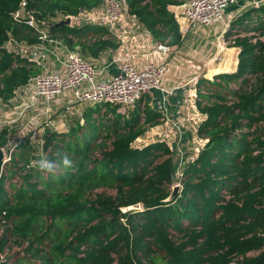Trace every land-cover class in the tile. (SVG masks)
I'll return each instance as SVG.
<instances>
[{
  "label": "trees",
  "instance_id": "16d2710c",
  "mask_svg": "<svg viewBox=\"0 0 264 264\" xmlns=\"http://www.w3.org/2000/svg\"><path fill=\"white\" fill-rule=\"evenodd\" d=\"M20 2L0 0L3 104L42 71L28 51L5 46L11 38L41 42L39 29L13 19ZM182 3L124 0L127 12L170 46L185 38L169 9ZM102 6V0L29 1L50 35L87 58L117 48V37L96 23L48 24ZM241 32L237 69L197 82L196 104L206 115L197 135L205 143L185 163L171 202L165 199L175 184L172 146L165 140L135 146L164 119L146 102L127 113L110 103L89 104L83 123L64 132L45 126L40 151L33 133L18 141L11 159L0 163V264H264V39L253 41L264 25ZM14 128L0 126V148H7ZM64 154L73 168L47 173L33 167L42 157ZM139 202L140 210H122Z\"/></svg>",
  "mask_w": 264,
  "mask_h": 264
},
{
  "label": "built area",
  "instance_id": "2783aa9c",
  "mask_svg": "<svg viewBox=\"0 0 264 264\" xmlns=\"http://www.w3.org/2000/svg\"><path fill=\"white\" fill-rule=\"evenodd\" d=\"M29 1L21 0L19 8L12 13L13 19L39 29L41 42L33 45L16 44L14 39L11 38L5 46L9 50H19L22 54L28 51L31 59L39 66L50 60V54L55 56L66 55L63 62V71L49 70L40 72L33 77L34 89L30 97L35 99L34 103L37 97L49 103L56 96L71 90L74 92V100L77 103H110L113 106H118L122 113H127V109H132L145 94L154 89H163V81L172 71L168 61L172 49L167 42L157 45V52L161 54V59L150 60L146 66L140 67L132 57L127 56L121 61L120 69L114 75L100 81L97 79L100 71L95 63L86 59L79 51L68 48L63 40L50 35L49 29L41 26L44 24H41L34 11L29 8ZM237 1L186 0L185 17L187 26L184 29L185 33L201 26L211 27L220 23L225 18L227 8L237 3ZM102 2L103 6L98 10L82 11L77 16L68 15L72 16L71 26L86 24L82 19L85 14H88L89 19H92L88 21L89 23H96L105 27L121 42H124L127 31L121 29L119 24L126 11L124 0H102ZM76 20H79V22L75 23ZM257 39L263 40L264 33L254 38L253 41L256 42ZM224 41L223 39V43ZM230 43L234 44L235 41H225L226 46ZM21 93L23 92L21 91ZM10 122L12 121L10 120L8 123ZM4 124L0 126H4ZM12 139H10L7 148L3 147L5 163L11 159L12 151L18 144L16 141L13 142ZM201 148L198 147V151Z\"/></svg>",
  "mask_w": 264,
  "mask_h": 264
},
{
  "label": "crops",
  "instance_id": "0c3cea01",
  "mask_svg": "<svg viewBox=\"0 0 264 264\" xmlns=\"http://www.w3.org/2000/svg\"><path fill=\"white\" fill-rule=\"evenodd\" d=\"M182 1V4H172L169 6V9L175 14L183 36H185L181 46H171L172 51L168 56V61L171 65L172 71L164 79L163 89H154L150 93L145 94L140 100L142 103L146 102L154 110L164 114V119L154 126H160L162 129L164 128V131H166L165 127H168L169 129V127L172 126L179 127L185 124L193 126L194 123L192 120H194L198 127L201 121L206 118V115L200 113L196 104L198 95L197 82L199 78H213L218 72L234 71L237 69L240 48L236 46L235 43H230V45L224 46L222 44L223 41L220 38L224 37L226 41H236L237 36L245 35V33L241 32L242 28L264 25V0H238L237 3L227 8L225 18L220 23L211 27L201 26L185 33L184 29L187 26L185 17L186 0ZM125 10L123 19L119 23L120 28L127 31L125 41L121 42L117 38L119 40V46L117 48L103 51L98 58L85 57L95 63L100 71V74L97 76V79L100 81L106 80L114 75L120 69L121 61L127 56L132 57L140 67L146 66L150 60H159L162 58L161 54L157 52V45L162 42L152 36L144 24L135 16L129 14L127 9ZM181 21H183V24ZM230 31L232 34L227 37L226 34H228V32L230 33ZM53 37L60 39L55 36ZM192 37H210L217 39L219 46L222 44L221 46L224 48L221 49L222 52L219 56L217 57L214 55L212 60H208L205 56V52L201 51L193 52L195 59L191 61L185 60V50L187 48L186 42ZM77 51L79 50L77 49ZM65 59L66 55L55 56L54 54H50V60L43 62L41 72L49 70L63 71V62ZM209 61L211 63L207 65L208 71L202 75V64L204 62L206 64ZM33 89L34 86L31 80L21 89V91L23 92L22 94L25 95L24 97H26V95L30 96ZM73 103H75L74 92L68 90L64 94L58 95L50 101L49 106L52 107L54 112L59 111L63 107H67L66 110L68 111L64 109V113L65 115H70L74 114V111L70 108H77L79 105L92 104L78 103L77 106H68ZM85 107L79 118L81 120H83L82 115L86 109ZM198 120L201 121L199 122ZM70 126L71 123H69L67 130Z\"/></svg>",
  "mask_w": 264,
  "mask_h": 264
},
{
  "label": "rangeland",
  "instance_id": "374dc122",
  "mask_svg": "<svg viewBox=\"0 0 264 264\" xmlns=\"http://www.w3.org/2000/svg\"><path fill=\"white\" fill-rule=\"evenodd\" d=\"M99 13H97V15H99ZM66 18H63L62 20ZM60 19L61 17H58V19L56 20L60 21ZM82 20H84L86 23H89L88 21H91L92 19H89L88 14H85ZM78 22L79 20L75 21V23ZM181 23L183 24V21H181ZM220 39L223 41L224 38L222 37ZM224 40L226 41V39ZM216 41L217 39H213L210 37H192L187 42L185 40L187 44V48L185 50V60L191 61L195 59V57L193 56V52L195 51L205 52V56L208 60H212L214 58V55L218 57L219 54L222 52L221 49L224 48L221 45H226L224 41V43L222 42V44L219 46V42ZM210 63L211 62L209 61L206 64L205 62L202 64V75L208 71L207 65ZM20 90L21 88L16 91V97L15 99L11 100L12 102L10 104L0 103V125H3L5 123L4 125L9 124L15 127V132L11 135V139L15 138L12 139L13 142H20V140L26 134L33 133L32 142L36 145V147H39L38 151H40V146L44 140L45 126L48 125L52 129L59 132L67 131L69 123L72 124L73 122H77L81 117L83 108L85 106H89L79 105L78 107V103L75 102L73 104L68 105L69 107L77 106V108H70L72 111H74V114L65 115L64 111L67 107H63L59 111L54 112V110H52V107L49 106V103L45 102L42 98L37 97V100L34 103L35 99L33 97L32 99L28 95L24 97L25 95H23ZM130 109H127V112ZM118 111L120 110L118 109ZM10 120L12 122L8 123ZM192 121L194 123L193 126H191L190 124H185L179 127L172 126L169 127V129L168 127H165L166 131H164V128L162 129L160 126L154 127L135 141V146H144L146 144L158 140H165L172 146L174 150V160L177 169L174 180L175 183L178 182V178L180 177L181 171L185 166V163L189 159H193L194 157H196L199 152L198 147H202L205 142L203 139L198 138L197 124L194 122V120ZM81 122L83 123L82 120ZM16 180L17 178H15L13 181ZM97 191L99 192L102 190L99 189ZM109 192L112 194L114 193L113 190H109ZM257 253L258 252H251L250 255H256ZM158 263L162 264L163 262L162 260H159Z\"/></svg>",
  "mask_w": 264,
  "mask_h": 264
},
{
  "label": "clouds",
  "instance_id": "9594fccd",
  "mask_svg": "<svg viewBox=\"0 0 264 264\" xmlns=\"http://www.w3.org/2000/svg\"><path fill=\"white\" fill-rule=\"evenodd\" d=\"M32 164L39 171L47 173H55L62 169H71L74 167L72 159L67 154L62 155L57 160L42 157L33 161Z\"/></svg>",
  "mask_w": 264,
  "mask_h": 264
},
{
  "label": "water",
  "instance_id": "95a60500",
  "mask_svg": "<svg viewBox=\"0 0 264 264\" xmlns=\"http://www.w3.org/2000/svg\"><path fill=\"white\" fill-rule=\"evenodd\" d=\"M71 23H72V17L68 16L64 20H60L56 23H49L48 25L50 28H55V27H62L64 25L71 26ZM4 156H5L4 149L0 148V163H2V164H5ZM180 190H181V185L179 183H175L172 186V190H171L169 196L165 199V201L171 202V201L175 200L177 198ZM140 209H142V203H140V202L126 206V207H122L123 211L140 210Z\"/></svg>",
  "mask_w": 264,
  "mask_h": 264
}]
</instances>
